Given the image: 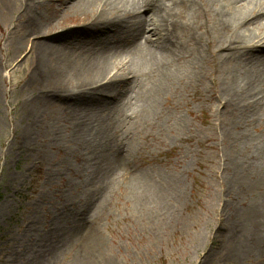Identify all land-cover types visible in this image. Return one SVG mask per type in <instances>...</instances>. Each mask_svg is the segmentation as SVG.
<instances>
[{"label":"rangeland","instance_id":"rangeland-1","mask_svg":"<svg viewBox=\"0 0 264 264\" xmlns=\"http://www.w3.org/2000/svg\"><path fill=\"white\" fill-rule=\"evenodd\" d=\"M29 1L0 0V264H264V103L222 99L246 57L206 54L156 105L139 75L127 103L86 113L64 95L77 80L37 60L40 32L66 47L84 25L67 5L33 22ZM76 113L111 123L120 165L91 167Z\"/></svg>","mask_w":264,"mask_h":264},{"label":"bare ground","instance_id":"bare-ground-1","mask_svg":"<svg viewBox=\"0 0 264 264\" xmlns=\"http://www.w3.org/2000/svg\"><path fill=\"white\" fill-rule=\"evenodd\" d=\"M65 5L64 12L73 11L84 26L76 36L72 31L56 35L55 41L70 42L66 47L52 45L46 31L40 32L37 60L40 69L59 61L63 74L77 80L83 88L64 95L86 113L127 103L139 75L150 78L145 101L156 105L168 87L199 82L206 54L247 59L224 79L222 99L235 115L264 103V0H30L28 10L33 22H42L49 9ZM123 55L136 57L135 65L125 64ZM74 119L78 143L86 142L92 168L122 163L124 148L119 144L116 149L110 122L90 125L80 113ZM147 198L142 193L140 203Z\"/></svg>","mask_w":264,"mask_h":264}]
</instances>
